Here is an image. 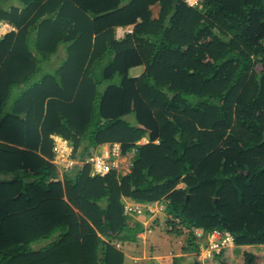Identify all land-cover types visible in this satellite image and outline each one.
<instances>
[{
	"label": "trees",
	"instance_id": "1",
	"mask_svg": "<svg viewBox=\"0 0 264 264\" xmlns=\"http://www.w3.org/2000/svg\"><path fill=\"white\" fill-rule=\"evenodd\" d=\"M198 1L202 8L186 0H58L63 17L82 19L62 29L70 40L59 55L62 78L39 76L28 89L29 70L35 74L42 58L10 49L17 60L10 55L1 64L14 35L6 34L0 264H122L117 244L143 229L123 213V200L164 204L158 219L169 216L166 223L186 234L190 251H199L194 228L228 231L234 245L205 264H264V0ZM19 8L25 18L37 5L0 0V20L19 18ZM131 25L115 38L116 27ZM47 51L48 44L37 50L43 61ZM140 65L143 73L130 76ZM18 85L25 89L15 99ZM79 113L85 126L74 120ZM56 131L72 141L76 164L63 181L52 180L58 173L42 152ZM30 132L33 149L17 147L27 145ZM142 137L149 142L136 144ZM113 142L123 152L137 148L129 172L91 175L84 162L93 147Z\"/></svg>",
	"mask_w": 264,
	"mask_h": 264
},
{
	"label": "rangeland",
	"instance_id": "2",
	"mask_svg": "<svg viewBox=\"0 0 264 264\" xmlns=\"http://www.w3.org/2000/svg\"><path fill=\"white\" fill-rule=\"evenodd\" d=\"M34 2L37 5V9L35 17L33 18V20H35L33 22V25H40L41 23L40 29L43 28L44 33H46L41 34L45 38V44L49 45V51H47V54L45 55V57H47V61H43L44 57L40 56L41 54H39L36 50H32V52L34 53V57L38 58V60L39 58H42L41 61H38V65L41 63V67L38 68L37 72L34 75L27 76L29 81L25 82V88L27 84H33V82L30 81H34L39 76L42 78V80L49 76L55 77L56 79L62 78V74L60 73L61 65H55L53 67L54 62L52 63V60L58 58L57 54L59 53V51L56 54L55 50L65 49L67 43L70 41L69 38L66 36L67 33L64 32V30L62 29L68 25L77 24L78 20L80 21L82 19L81 17L78 18V15L76 16V19L73 17L71 18V15L68 18L63 17L61 14V11L63 9V7L61 8L62 5L60 4L58 7V5L56 4L58 0H34ZM191 2L194 5H197L198 3L197 6L199 8H202V4L200 3V1L197 2V0H191ZM159 8L160 5L158 3L149 6L151 18L157 17ZM77 11L79 12V10ZM93 22L94 19H90V21L87 23V32L84 34V38L87 36L90 27L93 26ZM0 28H2V24H0ZM126 28L128 30H126L125 33L131 32L132 25ZM122 33V31L116 33L117 37L122 38L125 35ZM114 36L116 39H118L116 35ZM62 41H66V43L61 45ZM54 42L55 44L53 45ZM81 45L83 46V44ZM95 50H97L96 54H98V51H100V49ZM105 58H107V56H105ZM94 64L96 65L97 62H95ZM143 71V65L135 66L129 69V75L138 77L143 73ZM25 88L24 85L20 86V90H23ZM15 89L16 87H14V90ZM47 92H50V88ZM43 93L44 92L38 91L35 94H38L43 98ZM85 105L90 107L92 104ZM44 108L46 111L45 104ZM57 110L58 109H56L54 112H56ZM65 112H69L70 114L68 118H72L73 112H70V110H67ZM83 115V113H79L78 116H75L74 120L78 124L85 126V120L83 118ZM126 120L136 126H140L137 122L133 120L132 116H127ZM91 128H93V124H90L89 129ZM45 129L49 130L44 126V131ZM60 131L69 135L68 131L64 130L62 127ZM59 133H57L56 131L48 135L50 145H48V142H46L47 146L44 149L45 152L44 150L42 152L44 154V158H46L55 166V169L58 173L56 176L53 177L52 180L63 181V174L67 171L72 170L73 166L76 164L72 157V141L61 136ZM33 135L34 133L32 132L27 135V145H21L17 147L21 149L32 150L33 139H35ZM39 135L42 136L40 133ZM70 137L72 136L70 135ZM40 138L42 139V137ZM43 138L45 139V135L43 136ZM57 139L65 142V148H62L58 144ZM148 142L149 140L147 139V137H142L136 142V144H146ZM155 142H157V140ZM136 149V147H132L129 151L123 152L119 142L95 144L90 157H88V159L84 163L91 165V175L96 172L105 176L109 172L114 171L116 172V175L120 177V175H125L129 172L133 157L136 154ZM39 152L40 150H37V153ZM49 181L50 180H48V182ZM178 186L180 187L182 186V184H179ZM122 202L123 205L125 203H137L139 205H144L143 203L128 202L126 200H123ZM152 210L154 211V213L152 214H150V212H144L141 215H130L140 220V223L143 224V229L136 234V240L117 244V249H119L123 254L122 264H175V261L177 264H197L198 261L202 264H205L203 258L199 259V256H202V253H200L199 251L195 252L192 250L190 251L185 249L187 242L186 234L184 233L177 236V233L172 229L173 227L169 226L166 223L167 219L170 218L169 216L162 214V217H159L158 219L159 212L165 210V205L156 203L152 207ZM157 224L159 225V227L155 228L153 225ZM196 242L200 243L197 240Z\"/></svg>",
	"mask_w": 264,
	"mask_h": 264
},
{
	"label": "crops",
	"instance_id": "3",
	"mask_svg": "<svg viewBox=\"0 0 264 264\" xmlns=\"http://www.w3.org/2000/svg\"><path fill=\"white\" fill-rule=\"evenodd\" d=\"M6 1L9 4H12V5L16 4L17 5L19 0H6ZM5 5L9 6L8 4H5ZM22 7H23V5H22ZM11 12H15V11H11ZM23 13H24V10L22 11V8H19V10H17L16 14H15V15H19V18L9 19L7 17H2L0 20V24H2V28H0V42H1L0 47L4 43V41H2V40L5 39L6 34L14 33V35L11 37V39H9L8 42H6V44H4V46H3L6 56L1 61V64H5L7 61H9L10 55L14 58L12 60L13 62L17 60L16 56L12 55L9 52L10 49H12L13 51H16V52L19 51L22 53L26 52V53L34 54L32 52V50L37 51L38 48L41 49L45 44V40L43 39V36H42V34H44V30H43V28L40 29L41 23H40V25L34 26L33 22H31V20H33V18L35 17L36 10H33L30 14H28V13L25 14L26 15L25 18L22 16ZM2 19H4V20H2ZM118 28L117 27L115 28L116 37H117L116 33L122 31L123 32L122 34H125V31H126L125 28H122V27L121 28L118 27ZM0 53H1V51H0ZM60 54H63L61 49L59 50L58 58H56L55 60H52V63L54 62L53 65H62L63 64L62 61L65 58L60 57L59 56ZM10 61H11V59H10ZM34 68L35 67L31 66L28 75H34V73H32ZM19 91H20V85H18V87H16V89L13 90L12 98L17 99V96H19V95H17V92L19 94ZM7 101H9V99ZM11 103H12V99H11ZM17 103L19 104V102H17ZM25 107L26 106H17L16 109L22 110ZM7 109H9V108H7Z\"/></svg>",
	"mask_w": 264,
	"mask_h": 264
},
{
	"label": "built area",
	"instance_id": "4",
	"mask_svg": "<svg viewBox=\"0 0 264 264\" xmlns=\"http://www.w3.org/2000/svg\"><path fill=\"white\" fill-rule=\"evenodd\" d=\"M186 2L189 4L192 3L191 0H186ZM191 5L194 4L192 3ZM155 204L144 207L138 204L125 203L123 206V213L125 215H138L143 212H150V214H152L154 213L152 207ZM193 233L196 240L200 242L198 243V247L202 256H199V259H208L209 257H213L214 254H218L223 249L234 245V237L228 231L212 230L204 233L200 228H194Z\"/></svg>",
	"mask_w": 264,
	"mask_h": 264
},
{
	"label": "bare ground",
	"instance_id": "5",
	"mask_svg": "<svg viewBox=\"0 0 264 264\" xmlns=\"http://www.w3.org/2000/svg\"><path fill=\"white\" fill-rule=\"evenodd\" d=\"M57 140H58V144H59L62 148H65V142L62 141V140H59V139H57Z\"/></svg>",
	"mask_w": 264,
	"mask_h": 264
},
{
	"label": "clouds",
	"instance_id": "6",
	"mask_svg": "<svg viewBox=\"0 0 264 264\" xmlns=\"http://www.w3.org/2000/svg\"><path fill=\"white\" fill-rule=\"evenodd\" d=\"M117 28H118V27H117ZM122 28H123V27H122ZM124 28H125L126 30H128L126 27H124ZM133 77H134V76H133ZM135 204H137V203H135ZM138 205H139V204H138ZM140 206H144V207H146V206H149V205L144 204V205H140ZM143 213H144V212H143ZM143 213H142V214H143ZM138 215H141V214H138ZM199 252H200V250H199ZM212 258H213V257H212ZM205 260H206V259H204V263L206 262ZM198 262H199V261H198ZM199 264H202V263L199 262Z\"/></svg>",
	"mask_w": 264,
	"mask_h": 264
}]
</instances>
